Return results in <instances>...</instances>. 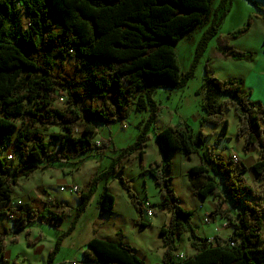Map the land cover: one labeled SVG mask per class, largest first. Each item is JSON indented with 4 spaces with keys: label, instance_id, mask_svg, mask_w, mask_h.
I'll use <instances>...</instances> for the list:
<instances>
[{
    "label": "trees",
    "instance_id": "16d2710c",
    "mask_svg": "<svg viewBox=\"0 0 264 264\" xmlns=\"http://www.w3.org/2000/svg\"><path fill=\"white\" fill-rule=\"evenodd\" d=\"M231 6L232 0H221L195 63L217 35ZM211 13L212 0H0V150L11 142L19 160L12 168L0 158V216L17 217V230L25 229L34 219L45 218L52 226L62 221L63 214L47 218L48 210L12 208L13 187L20 178L51 164H65L89 151H99L101 147L90 139L96 133L95 122H121L132 112L151 108L135 144L125 149L105 174L121 173L123 161L137 151L142 158L148 129L158 116L154 95L160 89H180L194 75L193 67L185 74L181 72L175 47ZM22 14L28 18L26 26L21 24ZM245 30L247 27L238 35ZM222 53L236 60L254 59L251 53L235 49ZM205 70L202 123L218 127L220 135L226 136V112L234 107L239 122L237 139L243 140L246 153L255 150L259 154L251 170L260 188L246 182L247 167L242 162L234 166L231 158L216 157L206 148L201 131L193 134L174 127L158 131L155 139L165 161L175 152L190 158L203 149L201 164L187 172L193 195L202 200L217 199L211 218L221 217L233 229L228 241L217 237L212 243L200 237L192 224L194 212L179 205L170 176L171 163L150 165L148 173L163 201L160 207L170 215L159 231L164 248L162 264H264V105L250 102L251 93L244 92L243 80H220L209 75L208 66ZM60 95L67 99L65 111L53 105ZM84 100L91 103L80 111L78 105ZM50 128L59 131L46 141L42 130ZM216 177L222 178V185ZM118 181L138 214L137 224L146 227L143 203L129 181L123 176ZM92 192L82 194L81 210ZM115 203L106 186L100 199L101 216L113 214ZM226 203L240 211L231 214L224 209ZM8 233L7 229L0 232L2 259ZM184 234L189 235L195 253L177 260L178 240ZM52 256L50 264L54 262ZM83 257L93 264H145L131 246L99 238L88 243Z\"/></svg>",
    "mask_w": 264,
    "mask_h": 264
},
{
    "label": "rangeland",
    "instance_id": "374dc122",
    "mask_svg": "<svg viewBox=\"0 0 264 264\" xmlns=\"http://www.w3.org/2000/svg\"><path fill=\"white\" fill-rule=\"evenodd\" d=\"M220 2L221 0H212L210 18L202 26L183 36L175 47L181 72L185 74L193 67L194 75L184 87L160 89L154 95L159 107L158 116L148 129V140L142 158L137 151L123 161L124 170L121 173L105 174L109 172L114 160L125 149L135 144L151 115V108L144 112H132L125 121L110 124L95 122L96 133L90 139L101 147L99 151H89L65 164H51L46 169L37 170L30 177L19 179L18 185L13 187L12 191V208L23 209L25 212L33 209L40 212L48 210L47 218L57 214H63L64 218L56 226L45 223V218L34 219L27 223L25 229L17 230V217L0 216V232L5 229L9 231L4 253L9 258L8 264H50L48 260L51 253L53 264H69L72 261L86 264L88 262L83 254L88 243L94 238L127 244L145 264H162L164 248L159 231L167 224L170 215L160 207L163 202L160 191L148 173V168L150 165L162 166L164 162H170L172 165L170 176L173 178L172 184L179 205L185 210L195 212L192 224L198 235L211 237L212 243H215L217 237L227 241L230 239L233 229L221 217L211 218L209 225L203 223L204 213L210 212L208 210L212 208L209 204L214 207L217 199L208 197L202 200L194 196L193 187L187 177V171L191 167L201 164L200 154L203 149H198V153L190 158L175 152L165 161L155 139V134L167 127L188 129L193 134L201 131L205 137L204 146L216 157L229 161L235 156L240 162L242 161L239 157L245 159L248 167L244 173L246 182L260 188L250 165L258 160L259 154L255 150L246 153L243 140L237 139L239 122L234 107L230 106L226 112L228 132L226 136H221L218 127L202 123V90L207 75L205 69L208 66L210 76L220 80H243L244 92H251L250 102L264 105V0H232V6L217 35L211 39L205 52L198 56L195 63L198 47L213 24ZM27 23V16L22 14L21 24L26 26ZM245 27L247 30L238 35ZM230 49L251 53L254 59L236 60L222 53ZM66 101V97L60 95L53 105L65 111ZM90 103V100L80 101L78 109L82 111ZM17 125L20 126L21 122L18 121ZM58 131L56 128L42 130L46 141L49 140L50 134ZM8 143L6 149L1 148L0 158L6 159L14 168L19 160L13 154V144ZM9 154L13 156L12 160L7 159ZM120 176L129 181L137 199L143 203L142 222L146 227L137 224L138 214L118 181ZM95 178L98 180L94 181ZM216 180L222 185V178L216 177ZM106 186L116 203L113 214L101 216L100 199ZM91 190V199L86 208L81 210V196ZM220 191L223 192L222 187ZM56 203L64 206L55 207ZM146 203L149 204L148 207H145ZM199 204L206 207V210H198ZM224 209L230 210L233 215L240 211L239 207L234 208L231 203H226ZM148 211L151 212V217L147 216ZM261 234L264 237V228ZM14 238L17 239L16 242L12 241ZM58 243L59 248L56 250ZM194 253L190 247L189 235L184 234L178 240L176 255H183L185 260ZM3 261L0 252V264H3Z\"/></svg>",
    "mask_w": 264,
    "mask_h": 264
},
{
    "label": "built area",
    "instance_id": "2783aa9c",
    "mask_svg": "<svg viewBox=\"0 0 264 264\" xmlns=\"http://www.w3.org/2000/svg\"><path fill=\"white\" fill-rule=\"evenodd\" d=\"M12 158H13V156L11 155V154H9L8 156H7V159L8 160H12ZM231 160H232V162H233V164H236V166L237 165H239V160H238V158L237 157H231ZM149 206V204L148 203H146L145 204V207H148ZM143 208H144V205H143ZM204 209V206L203 205H199L198 206V210H203ZM147 216L148 217H151V212L150 211H148L147 212ZM14 216H11L10 218H13ZM203 223H205V224H207V225H209L210 223H211V212H205L204 213V216H203ZM230 245L231 246H233L234 245V243L232 242V241H230ZM184 259V256L183 255H177V260H183ZM69 264H82V262H78V261H72V262H70Z\"/></svg>",
    "mask_w": 264,
    "mask_h": 264
},
{
    "label": "crops",
    "instance_id": "0c3cea01",
    "mask_svg": "<svg viewBox=\"0 0 264 264\" xmlns=\"http://www.w3.org/2000/svg\"><path fill=\"white\" fill-rule=\"evenodd\" d=\"M251 93V92H250ZM249 152H252V150L251 151H249ZM237 153V152H236ZM240 159H241V161H242V163L247 167V164H246V161H245V159H242L241 157H239ZM164 161V160H163ZM255 162H252L250 165H251V167L253 166V164H254ZM248 168V167H247ZM188 172V171H187ZM199 205H202V204H199ZM198 205V206H199ZM198 206H197V208H198ZM209 207H212L210 210H208V211H212L213 209H214V207H213V205H211V204H209ZM205 210H206V207L204 208ZM194 212V211H193ZM195 213V212H194ZM205 238H208L209 240L211 239V237L209 238V237H205ZM115 243V242H114ZM163 253H164V250H163ZM163 256V255H162ZM3 264H8V262L7 261H9V258H8V256L7 255H4V258H3ZM145 263V262H144ZM86 264H93V263H86Z\"/></svg>",
    "mask_w": 264,
    "mask_h": 264
}]
</instances>
